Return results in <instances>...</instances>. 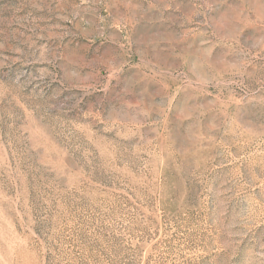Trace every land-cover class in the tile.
Instances as JSON below:
<instances>
[{"label":"rangeland","instance_id":"374dc122","mask_svg":"<svg viewBox=\"0 0 264 264\" xmlns=\"http://www.w3.org/2000/svg\"><path fill=\"white\" fill-rule=\"evenodd\" d=\"M0 264H264V0H0Z\"/></svg>","mask_w":264,"mask_h":264}]
</instances>
